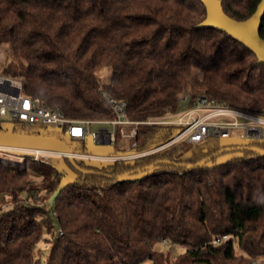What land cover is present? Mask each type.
<instances>
[{"label":"trees","instance_id":"16d2710c","mask_svg":"<svg viewBox=\"0 0 264 264\" xmlns=\"http://www.w3.org/2000/svg\"><path fill=\"white\" fill-rule=\"evenodd\" d=\"M260 1L222 3L243 20ZM205 17L201 0H0V48L7 46L0 74L72 118L112 117L103 92L126 101L133 120L176 109L188 91L264 114V64L228 33L197 28ZM105 69L107 81L99 74ZM41 129L0 124V133ZM174 129L144 128L139 148L168 141ZM238 145L264 149V139L181 141L107 163L75 158L95 174L67 156L18 162L0 155V264H264V154L240 150L223 162L218 154L179 165ZM66 169L74 176L64 182ZM159 242L184 250L159 251Z\"/></svg>","mask_w":264,"mask_h":264},{"label":"built area","instance_id":"2783aa9c","mask_svg":"<svg viewBox=\"0 0 264 264\" xmlns=\"http://www.w3.org/2000/svg\"><path fill=\"white\" fill-rule=\"evenodd\" d=\"M103 96L110 104L112 117L72 118L60 110L45 106L39 97L26 94L20 79L0 74V122L17 120L55 126L60 135L72 142L84 143L86 147V150H73L67 145L70 151L67 153L51 146L0 142V154L10 155L18 162H23L26 158L49 162L55 157L71 155L90 163H107L143 157L181 141L199 144L210 137L231 138L235 131L242 140L264 139V114L219 103L206 94L193 96L191 93H184L176 109L167 108L162 115L144 120L129 117L126 101L111 97L106 92H103ZM159 125L175 127L172 137L162 144L140 149L142 130ZM34 136L63 140L57 135ZM119 140L128 144L126 148L118 146ZM124 149L125 152H119ZM62 176L64 180L67 173L63 171ZM226 238L227 235H223L220 240Z\"/></svg>","mask_w":264,"mask_h":264},{"label":"water","instance_id":"95a60500","mask_svg":"<svg viewBox=\"0 0 264 264\" xmlns=\"http://www.w3.org/2000/svg\"><path fill=\"white\" fill-rule=\"evenodd\" d=\"M206 7V17L197 24V28L213 27L228 33L230 36L241 42L247 48L252 50L258 59V64H264V38L261 36V25L264 18V0H261L257 5L255 11L246 19L239 20L230 16L224 9L222 0H201ZM11 141L20 144L27 145H41L51 146L59 148L69 153V147L61 140L54 138H43L34 135L12 134V133H0V141ZM234 150H254L264 154V149L254 145H238L224 147L214 155H210L207 158L196 163H182L181 166L194 167L205 163L218 154ZM72 162L73 166L82 173L96 172L93 170H87L81 168L75 158L71 155L67 156ZM157 163L170 164L169 160H160ZM154 164L145 167V170L152 168ZM140 171V170H139Z\"/></svg>","mask_w":264,"mask_h":264},{"label":"rangeland","instance_id":"374dc122","mask_svg":"<svg viewBox=\"0 0 264 264\" xmlns=\"http://www.w3.org/2000/svg\"><path fill=\"white\" fill-rule=\"evenodd\" d=\"M6 48H7V46H5V45L0 48V60L1 61L5 59L4 51H5ZM194 73L198 77L202 76V73H201V71L198 68L194 69ZM99 74L103 77L104 80L107 81V80H109L111 73H110V71L108 69H105V70L101 71ZM188 93H190V92L188 91ZM18 123L21 124L22 122L17 121V120L0 122V124L3 126V128L8 129V131H11L12 128L17 126ZM34 125L42 127L41 131L43 133V136L50 137V136L57 135L59 138H62L63 139L62 141L66 145H68L71 149H73V150L75 149L76 144L74 142L68 140L67 138H65L63 135H60L58 133L59 129L57 127H55V126H43V125H38V124H34ZM222 141L224 143H229V142H240V141L242 142V141H245V140L240 139L238 133L235 131V132L232 133V137L231 138L222 139ZM0 142L1 143H15V142L4 141V140H1ZM127 145L128 144L126 142H124L123 140H119V142H118V146H122V147L126 148ZM125 151H126L125 149L124 150H119V152H125ZM240 154H241L240 150H234V151L225 152L222 155H220L219 162L226 161L227 159L235 157V156H238ZM1 156L6 157L7 159L9 158L11 160L18 161L16 158H14V157H12L10 155L9 156L8 155H1ZM66 171H67L66 172L67 173V177L64 178V180L65 181L66 180H72L73 176H74L73 171L70 170V169H66ZM49 249H50V246H49V243H48L47 240H46V242H42L39 245V252H38L37 256L41 259L42 262L45 261V258L47 256V253H48ZM155 249L159 250V251H165V252L170 251L171 254H173V255L178 254V253H180V252H182L184 250L182 247H173L172 245H170L168 243L166 244L164 242L157 243L155 245ZM238 252H239V250H238Z\"/></svg>","mask_w":264,"mask_h":264}]
</instances>
